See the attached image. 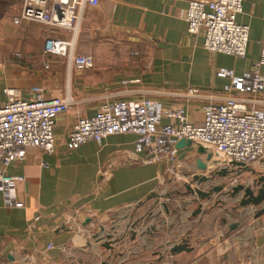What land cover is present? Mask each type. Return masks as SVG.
I'll return each instance as SVG.
<instances>
[{"label": "crops", "instance_id": "crops-1", "mask_svg": "<svg viewBox=\"0 0 264 264\" xmlns=\"http://www.w3.org/2000/svg\"><path fill=\"white\" fill-rule=\"evenodd\" d=\"M53 2L48 0V7ZM188 2L100 0L87 5L76 50L91 55L95 67L80 69L44 52L47 39L71 40V30L34 21L17 24L25 0H0V105L8 101L7 89L30 100L33 87H41L48 99L69 93L80 101L57 117L54 153L28 148L25 161L7 168L24 181L15 207H8L0 192V264H149L186 235L194 250L169 253L159 264H242L249 256L264 264V213L255 216L264 204L230 210L243 195L226 196L230 184L213 195L218 204L189 194L165 199L186 193L188 184L204 192L222 184L219 177L201 184L194 180L214 170L210 162L207 172L196 167L195 159L206 161V156L186 148L174 171L167 163L147 164L136 152L138 136L132 133L67 147L81 117L94 118L106 102L116 100L147 98L166 108L183 104L193 123L202 121L205 105L232 95L264 112V90L258 95L235 92L230 78L217 76L222 69L243 76L259 61L264 0H243L237 21L250 29L244 58L207 51L203 33L188 32ZM260 73L264 79V65ZM192 88L207 99H185L182 94ZM184 152L188 156L182 159ZM252 166L264 174V158ZM253 180L250 173L234 178L245 185ZM155 194L162 198L151 199ZM201 205L203 213L196 215ZM232 224H238L234 231ZM109 234L122 241L112 244ZM96 235L101 239L95 240ZM109 243L112 248L106 249Z\"/></svg>", "mask_w": 264, "mask_h": 264}, {"label": "built area", "instance_id": "built-area-1", "mask_svg": "<svg viewBox=\"0 0 264 264\" xmlns=\"http://www.w3.org/2000/svg\"><path fill=\"white\" fill-rule=\"evenodd\" d=\"M25 0L24 8L15 23L34 21L71 30L73 38H49L44 52L67 59L69 66L80 69L95 67L91 55L76 50L78 29L87 5L96 6L100 0ZM60 16L57 20L55 17ZM243 12V0H189L186 13L190 34L203 33V47L210 53H222L244 58L249 43V26L238 23ZM264 65V49L253 69L243 76L222 69L219 77L231 79V90L258 95L264 90L260 68ZM8 101L0 105V192L8 207L17 206V190L23 177L9 175L7 168L14 161H25L26 149L45 153L55 152L54 126L58 116L80 103L71 94L46 98L41 87L32 88V98L23 100L14 89H7ZM185 99H207L199 89L182 94ZM247 100L228 96L221 103L210 102L202 111V121L193 123L183 104L166 108L147 98L106 102L94 118L81 117L69 134L70 150L89 141L102 143L111 135L132 133L138 136L136 152L147 164L167 163L170 170L179 164L181 139L192 141V147H205L212 153L214 169L230 167L232 163L254 165L264 158V112L246 105ZM192 148V149H193ZM49 245L48 248H52ZM242 264H257L249 256Z\"/></svg>", "mask_w": 264, "mask_h": 264}, {"label": "water", "instance_id": "water-1", "mask_svg": "<svg viewBox=\"0 0 264 264\" xmlns=\"http://www.w3.org/2000/svg\"><path fill=\"white\" fill-rule=\"evenodd\" d=\"M62 4H68L69 0H62ZM59 15L55 17V20H57L60 16V11L58 10ZM178 150H184L186 148H193L192 147V141L188 139H181L178 141L176 145ZM194 152L197 153L199 156H206V161H203L200 157L196 158L194 163L198 170L207 172L208 171V163L211 162L213 155L212 153L208 152V150L205 147L199 146L197 148H193ZM188 153L184 152L182 154V159L187 157ZM242 173H250L253 177L254 180L251 184H240L238 182L234 181V178L237 176L242 175ZM230 176V177H228ZM216 177L221 178L222 184L219 186H213L208 192H204L200 188H192L190 184L185 186L186 193H180V192H175L169 195H166L167 200L173 199L177 195H193L196 196L202 203L203 202H210L213 198L214 194H219L223 192V189L227 185H231L229 191L226 193V196L230 198H235L239 193L243 192L242 199L239 202V205L236 207H233L232 211H235L239 208H245L249 206H254V207H259L264 204V174L259 173L255 170V168L252 165H245V164H239V163H232L230 167H225V168H219V169H214L210 171L209 175H204V176H195L194 180L198 181L199 184L201 183H206L211 180H214ZM154 197V199H161L162 197L155 194L151 197V199ZM219 199L215 200L213 198V201L218 204L217 202ZM214 203V204H215ZM165 206L166 210L168 211V204L163 203ZM203 206L201 205L200 208L196 211L197 214L203 213ZM208 211V210H206ZM205 212V211H204ZM264 213V209L258 211L255 216L259 217ZM238 228V224H232L230 225L231 231H234ZM107 240H112V244L114 243H119L121 242L120 237H114L112 235H107ZM95 240H100L101 237L100 235H96L94 237ZM112 244H106V249H111ZM194 248L190 245L189 243V236L186 235L185 237H182L178 243H175L173 247L165 249L162 253H157L156 254V260L152 263L149 264H159L161 261L169 254L171 253L172 256L183 253V252H192ZM14 258H11V261H14Z\"/></svg>", "mask_w": 264, "mask_h": 264}, {"label": "rangeland", "instance_id": "rangeland-1", "mask_svg": "<svg viewBox=\"0 0 264 264\" xmlns=\"http://www.w3.org/2000/svg\"><path fill=\"white\" fill-rule=\"evenodd\" d=\"M178 196H179V195H178ZM206 230H207V231H206ZM203 232H206V233H208V232H209V230H208V229H204V230H203Z\"/></svg>", "mask_w": 264, "mask_h": 264}]
</instances>
